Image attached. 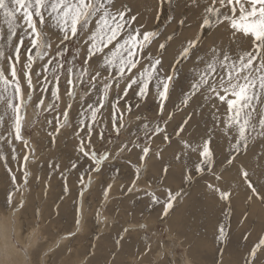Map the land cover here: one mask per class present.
Masks as SVG:
<instances>
[{"label":"rangeland","instance_id":"rangeland-1","mask_svg":"<svg viewBox=\"0 0 264 264\" xmlns=\"http://www.w3.org/2000/svg\"><path fill=\"white\" fill-rule=\"evenodd\" d=\"M122 5L131 8L139 23L158 33L143 55L162 59L164 72L171 73L175 65L176 77L164 111L160 113L155 81L146 97L137 96L135 87L124 96L121 81L119 89L113 84L89 137L84 125L93 122L81 113L90 103L99 107L104 77L109 76L100 68L102 57L91 60L92 74L101 71L96 88L89 92L88 81L82 80L69 97L67 67L69 62L74 71L83 66L85 36L61 43L62 34L49 21L43 31L51 45L50 56L66 49L60 57L65 65L60 72V98L54 100L51 88L56 81L51 67L44 90L42 69L49 57L34 60L33 88L24 80L22 65L31 47L25 38L21 64L16 68L23 90L32 93V100L21 109L22 140H16L12 131L13 113L5 112L0 102L4 117L0 126V264H264V245H260L264 239V135L257 130L246 145L235 148V130L226 134L220 123L227 118L226 103L215 101L213 106L200 95L187 105L182 103L193 79L196 57L210 55L208 49L214 44L235 51L239 45L231 43L223 26L201 30L203 8L192 0H116V7ZM181 19L185 20L183 26L178 23ZM21 31L18 29L16 41ZM7 35V24L0 15V47L6 55L12 51ZM197 35L200 44L191 58L176 64L187 39ZM160 43L165 44L163 50ZM246 44L251 47L250 42ZM35 52L32 49L30 54L35 56ZM0 68L8 76L9 61L0 60ZM36 72H42L39 79ZM118 96L123 99L118 102L116 116L122 117L125 125L119 133L112 122ZM41 98L44 105L37 108ZM66 109L68 124L63 116ZM157 126L165 131L154 133ZM181 127L183 131L177 135ZM165 135L170 139L165 140ZM205 139L211 141L213 165L210 169L202 165L197 172L199 153L184 142L197 147ZM81 143L90 153L97 157L106 154L108 159L96 165L79 151ZM145 146L151 152L142 161ZM242 171H247L248 181ZM185 175L190 179L185 180ZM249 182L259 196L253 194ZM215 188L229 192V199H221ZM169 190L180 196L164 215ZM153 193L159 203H153Z\"/></svg>","mask_w":264,"mask_h":264},{"label":"snow or ice","instance_id":"snow-or-ice-1","mask_svg":"<svg viewBox=\"0 0 264 264\" xmlns=\"http://www.w3.org/2000/svg\"><path fill=\"white\" fill-rule=\"evenodd\" d=\"M165 0H160L164 3ZM170 2V0H169ZM197 7L203 8L200 18L199 28L201 30L213 26L225 27L230 33L231 43L238 44L239 50L235 51L231 47L212 45L208 52L210 55L197 56L194 65L193 79L184 93L182 103L188 102L197 95L213 103L219 101L227 105V118L220 121L226 130H235V148L241 143L247 144L249 137L253 132L259 130L264 135V106L257 107L253 102L258 101L264 105V0H192ZM159 11L157 18H159ZM0 15L3 16L7 24L8 35L7 45L12 51L6 55L5 50L0 47V60L9 61V73L5 75L3 68H0V102L5 105V112L13 113L12 131L16 140H22L21 129L23 116L21 109L26 106L28 101L32 100V93H25L18 76L17 64H21L23 55L24 41L27 38L31 47L27 49L28 55L22 68L24 80L28 88H33L31 69L36 59L44 60L49 57L43 65L44 90H47L48 76L46 73L51 67L53 79L56 83L51 88V94L54 100H59V82L61 80L60 72L65 65L60 57L63 56V50H57L50 56L51 45L43 31L49 21L62 34L61 43L85 36L83 40L85 48V59L83 66L74 71V65L69 62L67 67V95L69 97L75 94L76 84L82 80H87L90 87L89 92L96 88V81L101 78V71L97 70L92 74L91 60L97 55L102 57L100 68L109 73L104 77L103 93L97 104H88L87 109L81 115H84L93 123L84 125L89 137L93 131V124L96 122L97 114L104 107L110 90L113 86L117 89L121 81L124 82L123 94L128 95L129 89L138 88L136 95L146 97L149 94V85L155 81L156 94L159 98V109L162 114L165 108V101L169 98L173 81L176 77V68L173 65L171 73L164 72L162 59L156 58L151 54L143 55L147 48L154 42L158 35L156 31H150L146 25L139 23L138 17L132 14L131 8L127 5L116 7V0H0ZM171 20V18H169ZM178 23L183 26L185 20L181 19ZM18 29H22L18 41ZM86 34V35H85ZM167 39L171 40L169 36ZM246 42H250L251 47H246ZM200 44L199 36L187 39L184 46L178 53L176 64L182 59H189ZM112 45L111 48L109 46ZM165 48L164 43L159 44V49ZM32 49H35V56L31 55ZM108 51H105V50ZM147 61V63H143ZM143 65V66H141ZM163 73V74H161ZM37 79L42 72L35 73ZM26 97V98H25ZM123 99L117 97V103L113 104V126L117 133L124 128L122 117L116 116L118 102ZM44 105V99L37 101L36 107ZM54 105H48L52 108ZM69 108L71 105L68 106ZM68 110L63 112L64 123L66 124ZM171 119V114L169 115ZM219 121V117H217ZM4 122V117L0 115V126ZM185 120V124H187ZM59 130V129H57ZM165 130L158 126L154 133H162ZM183 131V127L177 132V135ZM0 139H3L0 136ZM165 140L170 137L165 135ZM210 139H205L202 145L192 147L186 141L185 147L191 151L199 153L200 162L195 166L196 171L202 170L205 165L209 169L213 165V153L210 147ZM87 145L81 143L79 151L84 156L99 165L102 161L108 159L106 154L99 157L95 153L86 150ZM151 149L145 146L142 149L140 159H146ZM179 159V157H177ZM228 163H232L231 160ZM76 167L75 164L72 165ZM243 178L248 181L247 171H242ZM27 173L25 172V182ZM219 178V177H218ZM185 180L190 179L185 175ZM15 181V177H13ZM209 187H213L209 185ZM253 194L259 196L253 185L249 182ZM220 193L221 199L227 200L230 193L215 188ZM67 191V189H65ZM131 191V189H129ZM83 193H81L82 195ZM107 195V191H105ZM180 196L179 192H168L166 201L163 204V214L167 215L173 207V202ZM11 199V195L9 197ZM153 203H159V198L152 194ZM224 235L223 228L220 229V236ZM260 245H264V239L260 240ZM259 247V245L257 246ZM256 252L253 248L252 255Z\"/></svg>","mask_w":264,"mask_h":264},{"label":"bare ground","instance_id":"bare-ground-1","mask_svg":"<svg viewBox=\"0 0 264 264\" xmlns=\"http://www.w3.org/2000/svg\"><path fill=\"white\" fill-rule=\"evenodd\" d=\"M218 31H219V30H218ZM213 38H214V37H213ZM210 39H211V38H210ZM215 39H216V38H215ZM206 40H207V39H206ZM211 41H212V39H211ZM213 41H214V39H213ZM224 42H225V41H224ZM208 44H209V43H208ZM222 44H223V43H222ZM246 45H247V44H246ZM165 65H166V64H165ZM163 70H164V68H163ZM76 89H77V88H76ZM75 91H76V90H75ZM79 93L81 94V92H79ZM77 95H78V94H77ZM263 106H264V105H263ZM69 117H70V116H69ZM67 124H68V123H67ZM64 125H65V124H64ZM263 147H264V146H263ZM248 148H249V147H248ZM248 148H247V149H248ZM251 148H252V147H251ZM253 150H254V149H253ZM257 150H258V149H257ZM260 151H261V150H260ZM248 152H249V151H248ZM259 154H261V153H259ZM109 157H110V156H109ZM247 158H248V157H247ZM247 158H246V159H247ZM109 159H110V158H109ZM243 159H244V158H243ZM249 163H250V162H249ZM232 164H234V163H232ZM259 168H261V166H260ZM262 170H263V169H262ZM262 170H261V171H262ZM225 173H226V172H225ZM227 174H228V173H227ZM235 174H236V173H235ZM256 174H257V173H256ZM257 176H258V175H257ZM262 177H263V176H262ZM88 179H89V178H88ZM255 181H256V180H255ZM114 182H115V181H114ZM234 182H235V181H234ZM255 183H256V182H255ZM89 184H90V182H89ZM258 184H259V183H258ZM87 185H88V184H87ZM263 187H264V186H263ZM83 193H84V192H83ZM82 196H83V195H82ZM82 199H83V198H82ZM30 207H31V206H30ZM82 207H83V206H82ZM84 209H85V208H84ZM9 215H10V214H9ZM14 216H15V215H14ZM17 217H18V216H17ZM16 219H17V218H16ZM10 220H11V219H10ZM12 220H13V219H12ZM3 221H4V219H3ZM4 223H5V222H4ZM7 223H8V222H7ZM12 224H13V223H12ZM9 225H10V224H9ZM7 226H8V225H7ZM16 226H17V224H16ZM20 226H21V225H20ZM79 226H80V225H79ZM12 228H13V226H12ZM20 230H21V229H20ZM14 231H16V230H14ZM34 232H35V231H34ZM6 233H7V232H6ZM15 235H16V234H15ZM25 235H26V234H25ZM31 235H32V234H31ZM34 235H35V234H34ZM26 237H27V236H26ZM34 237H35V236H34ZM1 238H2V237H0V239H1ZM37 238H38V237H37ZM2 239H3V238H2ZM6 240H7V239H6ZM6 240H5V241H6ZM1 242H2V241H1ZM12 242H13V241H12ZM7 243H8V241H7ZM8 244H9V243H8ZM34 244H35V243H34ZM1 246H2V245H1ZM3 246H4V245H3ZM10 246H11V245H10ZM10 246H9V247H10ZM12 247H13V246H12ZM12 247H11V248H12ZM1 248H2V247H1ZM7 248H8V247H7ZM13 248H14V250H15V247H13ZM16 250H17V249H16ZM16 250H15V251H16ZM3 251H5V250H3ZM10 252H11V251H10ZM16 252H17V251H16ZM7 253H8V251H7ZM0 255H1V254H0ZM8 255H9V254H8ZM8 255H7V256H8ZM10 255H11V254H10ZM13 255H14V254H13ZM13 260H14V259H13ZM22 262H23V261H21V263H22ZM22 264H24V263H22Z\"/></svg>","mask_w":264,"mask_h":264}]
</instances>
